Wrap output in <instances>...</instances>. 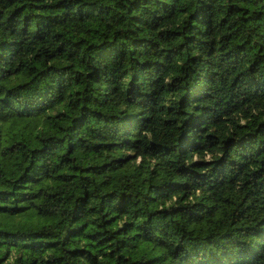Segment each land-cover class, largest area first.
Returning <instances> with one entry per match:
<instances>
[{
	"label": "trees",
	"instance_id": "16d2710c",
	"mask_svg": "<svg viewBox=\"0 0 264 264\" xmlns=\"http://www.w3.org/2000/svg\"><path fill=\"white\" fill-rule=\"evenodd\" d=\"M0 264H264V0H0Z\"/></svg>",
	"mask_w": 264,
	"mask_h": 264
}]
</instances>
